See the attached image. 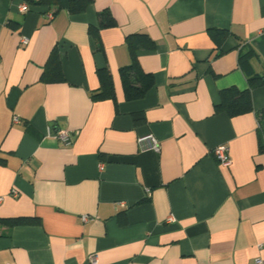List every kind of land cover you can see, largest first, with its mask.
Here are the masks:
<instances>
[{
	"label": "crops",
	"instance_id": "1",
	"mask_svg": "<svg viewBox=\"0 0 264 264\" xmlns=\"http://www.w3.org/2000/svg\"><path fill=\"white\" fill-rule=\"evenodd\" d=\"M70 1L0 0V218L40 219L0 224V264H264V84L250 112L214 108L264 76V0ZM103 9L116 24L98 51L89 26ZM140 32L156 43L137 50L153 85L127 100L119 69ZM52 51L63 81L40 80ZM102 67L114 100L91 95ZM146 133L158 152L140 149Z\"/></svg>",
	"mask_w": 264,
	"mask_h": 264
},
{
	"label": "trees",
	"instance_id": "2",
	"mask_svg": "<svg viewBox=\"0 0 264 264\" xmlns=\"http://www.w3.org/2000/svg\"><path fill=\"white\" fill-rule=\"evenodd\" d=\"M28 5H37L52 2L60 8L59 0H25ZM90 0H71L68 9L71 12H80L85 9ZM54 12V11H53ZM116 24L115 18L108 9H103L98 13V24L90 25L89 32L96 42V49L102 51V44L99 38V30L104 27H112ZM217 29H211L214 33ZM219 41V40H218ZM126 44L129 48L130 63L119 69L124 96L127 100H133L142 97L146 91L153 85L151 73L145 72L137 57L139 49H153L155 41L145 32L132 33L126 36ZM242 56L240 62L242 63ZM97 78L99 86L92 91L94 99L111 98L115 99V92L111 73L107 67L97 69ZM40 80L45 82H58L64 80L61 64L55 51L49 55L45 67L41 73ZM264 84V76L251 75L248 77V87L239 90L236 87L222 89L219 93V102L214 105L215 112H226L230 116H235L252 111L250 91L251 88ZM142 117V116H141ZM139 114H134L135 120H140ZM0 224H6L8 227L21 224H40V219L34 216H17L0 218Z\"/></svg>",
	"mask_w": 264,
	"mask_h": 264
},
{
	"label": "built area",
	"instance_id": "3",
	"mask_svg": "<svg viewBox=\"0 0 264 264\" xmlns=\"http://www.w3.org/2000/svg\"><path fill=\"white\" fill-rule=\"evenodd\" d=\"M19 10L21 12H25L28 10V4L22 3L19 5ZM53 10L48 12V17H53ZM23 42H26V38H22ZM18 117L14 116V121H17ZM55 138L62 141L64 144L68 145L72 142L73 135H71L67 131H55L54 133ZM137 143L139 144L140 149H150L155 152L159 151V141L158 139L152 134V133H146L143 135H140L137 138ZM213 155L219 161L221 165H228L230 163L229 155H228V147L225 144L217 145L213 149ZM15 194V192H14ZM81 220L83 222H87L91 220L93 217L87 214L81 215ZM89 264H99L98 256L95 253H92L89 257ZM255 264H262L261 259H256Z\"/></svg>",
	"mask_w": 264,
	"mask_h": 264
}]
</instances>
